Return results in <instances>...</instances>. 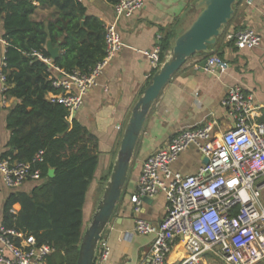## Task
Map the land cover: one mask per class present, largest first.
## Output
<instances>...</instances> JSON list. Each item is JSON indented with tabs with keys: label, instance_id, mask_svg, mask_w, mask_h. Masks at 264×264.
<instances>
[{
	"label": "built area",
	"instance_id": "obj_1",
	"mask_svg": "<svg viewBox=\"0 0 264 264\" xmlns=\"http://www.w3.org/2000/svg\"><path fill=\"white\" fill-rule=\"evenodd\" d=\"M147 0H117L114 12L118 18L132 17L146 7ZM248 4L252 0L247 1ZM240 50H253L262 45V38L253 30H242L229 37ZM122 35L116 23L105 26V56L89 72L79 69L66 73L54 65L53 59L40 53L35 56L56 70L50 81L58 93H51V103L67 108L69 119L84 107L89 92L99 86L105 69L123 49ZM1 53V50H0ZM152 69L162 67V45L146 51ZM6 57L0 60V81L3 103L9 98ZM227 61L207 58V69L225 72ZM223 106L228 109L233 127L217 136L215 123L178 133L166 149L150 156L143 163L137 193L131 201L137 215L134 233L153 236L149 254L142 264H166L173 249L182 245L189 253L178 264H264V123L258 121L259 108L253 96L241 87L231 88ZM196 149L208 163L194 175L184 176L172 170V165L189 149ZM40 152L33 163L15 161L11 157L0 161L4 186L20 189L28 181H40L41 171L34 164L43 162ZM164 194L167 213L163 221L153 225L141 218L143 199H155ZM0 192V205L3 203ZM17 218V206L11 209ZM56 252L50 245H39L33 235L4 225L0 227V264H48ZM213 253L221 260L206 263L203 256ZM112 248L102 237L95 264H108Z\"/></svg>",
	"mask_w": 264,
	"mask_h": 264
},
{
	"label": "crops",
	"instance_id": "obj_2",
	"mask_svg": "<svg viewBox=\"0 0 264 264\" xmlns=\"http://www.w3.org/2000/svg\"><path fill=\"white\" fill-rule=\"evenodd\" d=\"M80 1L87 9V17L99 19L104 26L116 23L124 45L121 53L105 69L99 86L89 92L84 107L73 117L99 140V164L84 209L87 228L103 196L106 186L103 180L114 166L133 109L153 71L144 53L157 44L162 45L165 36L173 43L183 34L198 16L196 4L199 0H147L141 12L118 19L114 5L107 0ZM247 1L241 0L236 6L223 37L210 48L211 53L190 59L173 77L150 111L134 156L133 172L129 175L116 214L104 233L112 248L108 264H142L151 250L154 237L134 233L137 215L131 201L137 193L143 163L147 158L168 148L172 139L185 130L215 123L217 136L229 131L233 121L223 102L234 87H241L246 94L253 96V104L259 108L258 121L264 123V0H252L251 4ZM36 6L38 11L33 20L45 23L54 20V9L42 7L39 3ZM246 29L255 31L262 38L259 48L240 50L230 41V36ZM3 34L2 23L0 60L7 49ZM213 56L227 61L229 68L225 72H211L207 67L203 68V61ZM52 75L59 76V73L52 70ZM1 89L0 81V161L8 151L11 139L7 118L19 103L16 99H9L4 105ZM203 164L204 157L191 148L172 165V170L184 176L194 175ZM34 186L33 182H27L21 190L30 192ZM0 192L4 199L0 205L1 227L5 202L11 193L4 186L1 174ZM17 210L20 211L21 206L17 205ZM166 213L167 199L160 194L153 200L143 199L139 216L158 226ZM176 248L179 255L185 251L181 244ZM182 258L179 256L178 259Z\"/></svg>",
	"mask_w": 264,
	"mask_h": 264
},
{
	"label": "trees",
	"instance_id": "obj_3",
	"mask_svg": "<svg viewBox=\"0 0 264 264\" xmlns=\"http://www.w3.org/2000/svg\"><path fill=\"white\" fill-rule=\"evenodd\" d=\"M107 1L114 5L117 0ZM36 3L54 9V20H33ZM2 23L7 44L6 96L19 103L7 118L11 139L1 158L33 163L44 152L43 162L34 164L41 171V180L28 181L35 185L30 192L21 190L23 186L11 191L3 225L33 235L39 245L54 247L56 252L48 264H77L87 229L84 209L99 164V140L76 119L70 120L65 106L49 101L48 96L58 91L50 81L49 66L35 53L50 58L46 47L51 39L61 48L56 68L66 73L76 69L89 72L105 56V26L99 19L87 17L80 0H0ZM171 44L165 36L162 63ZM156 72L152 71L148 82ZM52 169L54 178L49 177ZM111 172L103 180L105 184ZM17 205L21 210L15 219L11 209Z\"/></svg>",
	"mask_w": 264,
	"mask_h": 264
},
{
	"label": "water",
	"instance_id": "obj_4",
	"mask_svg": "<svg viewBox=\"0 0 264 264\" xmlns=\"http://www.w3.org/2000/svg\"><path fill=\"white\" fill-rule=\"evenodd\" d=\"M8 1L16 3L21 0ZM239 1L199 0L196 4L198 12L196 20L171 44L166 61L154 74L133 109L103 196L84 234L77 264H95L99 243L122 200L136 149L150 111L173 77L190 59L199 54L211 53L210 48L216 46L223 37ZM46 48L53 61L60 58V44L54 45L50 39ZM202 67H207V59L203 61ZM204 163H208L207 158H204ZM49 177H55V170H50Z\"/></svg>",
	"mask_w": 264,
	"mask_h": 264
},
{
	"label": "rangeland",
	"instance_id": "obj_5",
	"mask_svg": "<svg viewBox=\"0 0 264 264\" xmlns=\"http://www.w3.org/2000/svg\"><path fill=\"white\" fill-rule=\"evenodd\" d=\"M134 165H135V158H134V161L132 162V169H131L130 173L133 172ZM176 247L173 249L172 253L167 257L166 263L173 262L172 264H178L179 263V261H178L179 256L186 258L189 255V253L187 251H184L183 254L179 255ZM203 258H204L203 260L206 263L212 262V260H216L218 262L221 260L218 256L214 255L213 253H207L206 255L203 256Z\"/></svg>",
	"mask_w": 264,
	"mask_h": 264
}]
</instances>
